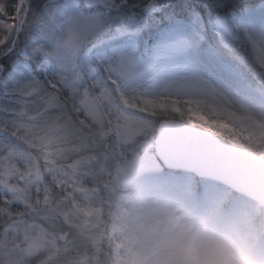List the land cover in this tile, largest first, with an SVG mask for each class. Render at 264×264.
I'll use <instances>...</instances> for the list:
<instances>
[{
    "label": "snow or ice",
    "instance_id": "1",
    "mask_svg": "<svg viewBox=\"0 0 264 264\" xmlns=\"http://www.w3.org/2000/svg\"><path fill=\"white\" fill-rule=\"evenodd\" d=\"M0 264H264V0H0Z\"/></svg>",
    "mask_w": 264,
    "mask_h": 264
}]
</instances>
